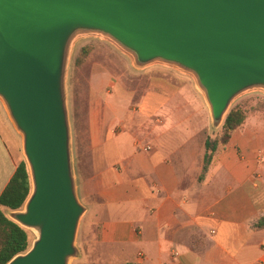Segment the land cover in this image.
<instances>
[{"label": "water", "instance_id": "1", "mask_svg": "<svg viewBox=\"0 0 264 264\" xmlns=\"http://www.w3.org/2000/svg\"><path fill=\"white\" fill-rule=\"evenodd\" d=\"M107 38L138 67L190 74L221 126L232 100L264 90V0H0V100L23 137L33 192L9 218L38 237L6 264H70L84 205L65 97L71 42Z\"/></svg>", "mask_w": 264, "mask_h": 264}, {"label": "crops", "instance_id": "2", "mask_svg": "<svg viewBox=\"0 0 264 264\" xmlns=\"http://www.w3.org/2000/svg\"><path fill=\"white\" fill-rule=\"evenodd\" d=\"M101 81L92 78L94 105ZM119 94L88 113L91 167L76 184L97 229L99 262L264 264V228L250 225L264 215V130L236 129L198 182L204 141L201 150L193 144L191 114L175 104L180 91L166 98L128 88L125 108L108 103ZM1 109L0 100L2 120ZM19 162L0 131V194Z\"/></svg>", "mask_w": 264, "mask_h": 264}, {"label": "rangeland", "instance_id": "3", "mask_svg": "<svg viewBox=\"0 0 264 264\" xmlns=\"http://www.w3.org/2000/svg\"><path fill=\"white\" fill-rule=\"evenodd\" d=\"M82 47H89L90 53L82 66L75 67V56ZM92 78L102 80V101H97L95 105L93 103L98 98V95L92 84ZM128 88L137 92H159L166 98H170L173 93L180 91V96L176 98L175 104L181 107V114H191L188 120L196 129L192 141L200 150L202 149L200 145L206 137L212 140L219 135L221 126L213 127L209 106L190 74L178 68L158 63L146 67H138L135 65L131 55L107 38L91 34L80 35L70 44L65 78L66 108L72 147V167L76 184L80 181L82 172L85 170L83 175H87L91 167L89 156L85 152L88 113L93 107L103 105L106 99L112 97L114 93L120 94L114 96L117 97L116 100L108 101V103H116L120 108L128 107V101L125 100ZM101 102L102 104L100 105ZM154 102L150 101L151 104ZM236 105H241L246 112V118L240 127L249 125L252 128L260 127L264 130L263 89H251L239 94L232 100L229 110ZM1 117L0 131L12 155L18 162L21 160L26 162L22 135L17 132L7 112L4 113L2 109ZM174 118L178 120L181 116L177 115ZM166 124L170 123L166 122ZM170 140L176 141L177 138L171 137ZM29 177L31 183L29 196H31L33 184L30 173ZM23 208L24 205L19 210ZM6 214L8 216L9 211H6ZM94 224L90 212L87 211L81 219L76 235L75 244L79 249V255L73 258L70 264H103L98 259L102 249L95 240L97 229ZM25 229L29 236L30 249L38 234L33 229ZM110 264L114 263L111 262Z\"/></svg>", "mask_w": 264, "mask_h": 264}, {"label": "trees", "instance_id": "4", "mask_svg": "<svg viewBox=\"0 0 264 264\" xmlns=\"http://www.w3.org/2000/svg\"><path fill=\"white\" fill-rule=\"evenodd\" d=\"M90 53L89 47H82L74 59V66H82ZM246 118V112L241 105L232 107L221 124L219 135L215 139L206 137L204 140V155L198 182L205 178L210 165L218 153L226 146L232 133L238 129ZM31 183L27 164L21 160L0 194V264L8 263L14 256L29 249L30 241L25 228L10 219L6 211H16L22 208L30 194ZM253 229L264 228V215L251 222ZM129 264V263H122Z\"/></svg>", "mask_w": 264, "mask_h": 264}]
</instances>
